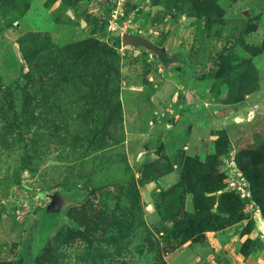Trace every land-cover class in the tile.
<instances>
[{
  "label": "rangeland",
  "instance_id": "1",
  "mask_svg": "<svg viewBox=\"0 0 264 264\" xmlns=\"http://www.w3.org/2000/svg\"><path fill=\"white\" fill-rule=\"evenodd\" d=\"M262 147L264 0H0V264H264Z\"/></svg>",
  "mask_w": 264,
  "mask_h": 264
},
{
  "label": "trees",
  "instance_id": "2",
  "mask_svg": "<svg viewBox=\"0 0 264 264\" xmlns=\"http://www.w3.org/2000/svg\"><path fill=\"white\" fill-rule=\"evenodd\" d=\"M88 42L89 41H82V42L76 43L75 46H78L79 49L81 50L82 46L84 44H87ZM103 50H105V49H103ZM106 53L107 54H111L112 50L109 48L106 51ZM166 59L168 60V58H166ZM111 95H112V97H111V99L109 101L113 105L114 113H115V115H117L116 118H117V123H118L121 120V104H120V99L118 98V89L113 90V93ZM116 118H114V119L116 120ZM252 151L253 152H250V155H251L252 159H251V157H249V159H251V164L253 165L255 163V161L258 158V156H260L259 159H261V161H260L259 164H256V165L254 164L255 169H257V173L254 174L253 176H251L249 179L252 180L253 185H258L260 189H263L259 193H254V195H255V197L257 199V202L264 207V147H262V148H260L258 150H252ZM252 160L254 161V163L252 162ZM236 206L237 205H235V207H232L234 209L233 211H237ZM46 256H47V250L44 251L37 258L36 262L37 263L43 262L46 259Z\"/></svg>",
  "mask_w": 264,
  "mask_h": 264
},
{
  "label": "water",
  "instance_id": "3",
  "mask_svg": "<svg viewBox=\"0 0 264 264\" xmlns=\"http://www.w3.org/2000/svg\"><path fill=\"white\" fill-rule=\"evenodd\" d=\"M122 43L123 45H133L136 47H140V46L148 47L149 49L158 53L161 58L163 56H165L166 58H169L167 56V49L165 47L155 46L154 44L149 42L147 39L142 37L141 35L124 33L122 35ZM175 55H176L175 58L179 60L181 56L180 53H176ZM174 61L176 60L174 59L171 62H174ZM49 198H50V203L48 204V210H56L57 208L61 207L63 204H65L68 201L66 198H64L58 193L50 195Z\"/></svg>",
  "mask_w": 264,
  "mask_h": 264
},
{
  "label": "crops",
  "instance_id": "4",
  "mask_svg": "<svg viewBox=\"0 0 264 264\" xmlns=\"http://www.w3.org/2000/svg\"><path fill=\"white\" fill-rule=\"evenodd\" d=\"M178 172L176 171L175 168L172 169V171L166 176L168 180H172L175 179V177L177 176Z\"/></svg>",
  "mask_w": 264,
  "mask_h": 264
},
{
  "label": "flooded vegetation",
  "instance_id": "5",
  "mask_svg": "<svg viewBox=\"0 0 264 264\" xmlns=\"http://www.w3.org/2000/svg\"><path fill=\"white\" fill-rule=\"evenodd\" d=\"M163 58V60L165 61V62H168V60L165 58V56L164 57H162ZM181 58V57H180ZM177 60L176 58H175V55H172V58H170L169 60Z\"/></svg>",
  "mask_w": 264,
  "mask_h": 264
},
{
  "label": "built area",
  "instance_id": "6",
  "mask_svg": "<svg viewBox=\"0 0 264 264\" xmlns=\"http://www.w3.org/2000/svg\"><path fill=\"white\" fill-rule=\"evenodd\" d=\"M234 184V183H233ZM240 188H242V186H240Z\"/></svg>",
  "mask_w": 264,
  "mask_h": 264
},
{
  "label": "bare ground",
  "instance_id": "7",
  "mask_svg": "<svg viewBox=\"0 0 264 264\" xmlns=\"http://www.w3.org/2000/svg\"><path fill=\"white\" fill-rule=\"evenodd\" d=\"M241 121V120H240Z\"/></svg>",
  "mask_w": 264,
  "mask_h": 264
}]
</instances>
